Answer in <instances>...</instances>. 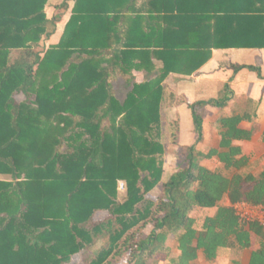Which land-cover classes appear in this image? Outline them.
<instances>
[{"label":"trees","instance_id":"trees-1","mask_svg":"<svg viewBox=\"0 0 264 264\" xmlns=\"http://www.w3.org/2000/svg\"><path fill=\"white\" fill-rule=\"evenodd\" d=\"M47 3L0 0V175L10 176L0 179V264H69L81 252L83 264H156L158 254L165 264H193L199 250L213 262L221 248H250L253 235L261 241L248 264H264V227L220 204L227 197L264 209V169L229 177L201 166L190 146L161 181V111L186 103L200 126L195 104L164 80L192 75L213 49L264 48V0H74L45 48L66 8L49 16ZM116 77L128 85L122 101ZM240 120L221 118V150L202 157L240 170L246 158L232 141L252 135ZM158 186L160 195L146 198ZM214 207L197 227L193 213Z\"/></svg>","mask_w":264,"mask_h":264},{"label":"crops","instance_id":"crops-1","mask_svg":"<svg viewBox=\"0 0 264 264\" xmlns=\"http://www.w3.org/2000/svg\"><path fill=\"white\" fill-rule=\"evenodd\" d=\"M62 2H65L66 8L63 16L60 17L62 19L59 23L61 24L59 26L61 32L70 15L74 0H48L47 3V7L52 8V6H58ZM259 8V2L253 3L251 11L248 13L256 15ZM256 28L258 29L257 23L252 25L250 29L255 32ZM136 78L142 79L143 74L136 73ZM163 84L175 96H184L188 102L195 104V114L199 116L200 123L199 127L196 126L194 113L186 103L168 106L161 111V119L164 122L163 130H166L165 135L171 136L176 133V141L179 147L186 149V147L192 146L194 152L197 153L196 156L200 165L211 171H218L229 177L236 172L257 176L263 171L264 48L213 49L210 59L192 75L183 76L171 73L166 77ZM216 100L224 104L220 107L206 104L208 101ZM196 110L199 111V114ZM233 115L241 117L238 124L240 129L252 132L249 140L232 141V145L240 148L238 158H246V163L240 170L225 169L218 156L202 157L208 150H221L219 147L221 141L219 120ZM185 128L188 132L185 131ZM164 163L162 182L167 181L175 171L173 169L168 175ZM220 204L232 206L227 197H224ZM199 210L205 213L204 217L213 216L216 207ZM257 238V243L254 244L252 241L250 248L219 249L213 262L206 261L202 251L199 250L193 264H248L251 251L259 247L261 239Z\"/></svg>","mask_w":264,"mask_h":264},{"label":"rangeland","instance_id":"rangeland-1","mask_svg":"<svg viewBox=\"0 0 264 264\" xmlns=\"http://www.w3.org/2000/svg\"><path fill=\"white\" fill-rule=\"evenodd\" d=\"M52 6V5H50ZM53 7V6H52ZM47 14L49 16H51L52 14V8L47 7ZM48 16V17H49ZM60 19V18H59ZM62 19H60L61 21ZM64 20V19H63ZM59 21V23H61ZM58 24V27L56 25L55 28V34L53 35L52 38H44L42 39V41L40 42V47H49L50 45L56 43V41H58V39L61 36V31L59 30V26H61V24ZM52 27V26H51ZM36 48V47H35ZM134 75L136 76V73L134 72ZM138 76V75H137ZM136 80H141L140 78H136ZM112 84H113V89L116 92V97L122 101L124 98V93L127 89V84L124 82V79L120 78V77H116L114 78V80H112ZM23 95L21 94H16L14 99L19 102L22 101L23 99ZM196 112L199 114V111L196 110ZM201 122V121H200ZM164 128V124L162 125V136H161V141L164 142L165 145V156H164V164H165V171L166 173L169 175L170 172L173 169H176L179 165H182L184 163V159H185V155H186V151L185 149H182V147L178 145L177 141H176V133H174L173 135L169 136L168 134H166V130H163ZM185 131H187V129L185 128ZM164 134V135H163ZM0 179H4V180H10V176H6V175H0ZM122 181H119V183ZM118 183V197L119 199H121L123 193H124V184L122 185V187L120 186V184ZM123 183V182H122ZM161 187L158 186L155 189H153L151 192H149L148 194H146V198L149 199H156L161 192ZM105 215V213H101L98 212L94 215V220L96 219H100ZM193 215L196 217V226L200 227L202 220L204 218L205 213L204 212H200V210L196 211L195 213H193ZM152 230V226L149 224L147 225L144 229H143V235H147L150 233V231ZM252 241L254 244L257 243L258 238L255 236H252ZM168 243L173 247L174 245V240L169 239ZM100 242H97L95 247L97 248L99 246ZM175 249L173 247L172 251H171V255H175ZM157 260L156 264H165L166 261L162 260V255L158 254L155 256ZM150 263H152V259L149 260ZM84 263V259H83V253H79L78 255L74 256L72 258V261L69 264H83ZM118 264H127V257H124Z\"/></svg>","mask_w":264,"mask_h":264},{"label":"built area","instance_id":"built-area-1","mask_svg":"<svg viewBox=\"0 0 264 264\" xmlns=\"http://www.w3.org/2000/svg\"><path fill=\"white\" fill-rule=\"evenodd\" d=\"M119 183V182H118ZM122 187L123 183H119ZM234 213L242 223L256 222L264 227V209L260 206L239 202L232 205Z\"/></svg>","mask_w":264,"mask_h":264}]
</instances>
